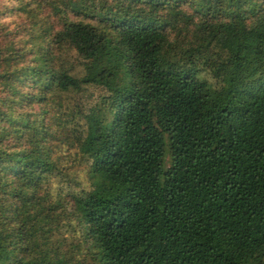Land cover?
<instances>
[{"label":"trees","instance_id":"obj_1","mask_svg":"<svg viewBox=\"0 0 264 264\" xmlns=\"http://www.w3.org/2000/svg\"><path fill=\"white\" fill-rule=\"evenodd\" d=\"M15 1L0 264H264V0Z\"/></svg>","mask_w":264,"mask_h":264},{"label":"rangeland","instance_id":"obj_2","mask_svg":"<svg viewBox=\"0 0 264 264\" xmlns=\"http://www.w3.org/2000/svg\"><path fill=\"white\" fill-rule=\"evenodd\" d=\"M18 4L15 0H0V9L3 15L0 17V23L5 24L10 31H23V28L29 24L27 15L16 11ZM70 60H74L71 55H66Z\"/></svg>","mask_w":264,"mask_h":264}]
</instances>
